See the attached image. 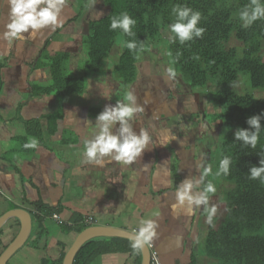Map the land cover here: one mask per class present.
I'll return each instance as SVG.
<instances>
[{"label": "crops", "instance_id": "crops-1", "mask_svg": "<svg viewBox=\"0 0 264 264\" xmlns=\"http://www.w3.org/2000/svg\"><path fill=\"white\" fill-rule=\"evenodd\" d=\"M10 10L9 0H0V217L15 208L35 212L32 202L39 199L50 206L60 204L63 209L58 219L46 217V233L41 234L32 218L29 239L9 263L53 264L59 258L62 246H70L75 239L61 230L59 224H74L73 219L81 214L84 218L92 216V225L130 232L139 227L140 220L156 219L159 224L158 238L152 244L160 264H191L194 253L196 264H200L201 258L205 257L202 248L199 250V237H205L206 213L203 206L193 208L191 212L187 211V206L173 210L176 189L173 188L175 179L171 168L177 165L179 184L186 179L187 173L191 174L189 178L196 180L198 171L201 172L207 165H204L206 159L209 162L212 151L213 154L215 152L206 133L217 131L210 130L211 124L204 122L198 134H194L195 139L198 137L197 143H193L194 135H189L196 127L189 131L184 128L182 134L177 135L170 132L168 136L176 138L165 139L164 135L158 134L161 131L158 125L153 128L147 120L137 117L132 121L133 128L137 133L141 127L149 132L152 138L150 150L146 149L130 165L111 161L101 167L83 162V142L91 139L96 131L98 113H94L93 109L102 111L105 106L115 105L111 95L116 93L113 91L115 87H123L122 82L115 80L109 71L101 75L100 81L91 80L95 84L89 85L78 98L93 93L97 102L94 107L72 100L73 95L68 96L70 99L67 102L60 100L63 106L66 105L64 124H54L55 121L49 119L50 110L58 105L59 97L43 94L41 89L51 83L49 67L52 57L58 52L69 55L66 62L69 76L79 72L87 58L84 39L89 33V21L103 16L105 8L100 0H91L86 6L82 0H67L61 14L62 27L46 26L35 37L24 33L23 40L4 38L7 25L11 22ZM170 102L178 105L181 100L172 99ZM206 104L203 103L205 110ZM25 120H40L42 123L41 137L27 136V143L32 139L38 141L35 148H26V143L23 147L17 139L26 134ZM59 124L60 127L65 125L66 137L57 133L56 125ZM79 127L81 130H78ZM118 128L117 123L114 131ZM75 134L79 139L72 142ZM182 139L186 144H182ZM79 159H82L81 163ZM105 159L108 160L107 157ZM87 166L96 167V170H86ZM97 188L101 189V193ZM197 191L194 187L193 193ZM157 195L164 200L155 206L153 203ZM170 201L173 202L169 206ZM151 210L156 214H151ZM145 215L148 217L143 218ZM51 224H58L60 231H55ZM3 227L2 240L9 245L19 233L20 221L11 217ZM126 260L127 254L112 253L102 255L94 264H126Z\"/></svg>", "mask_w": 264, "mask_h": 264}, {"label": "trees", "instance_id": "trees-1", "mask_svg": "<svg viewBox=\"0 0 264 264\" xmlns=\"http://www.w3.org/2000/svg\"><path fill=\"white\" fill-rule=\"evenodd\" d=\"M90 1L82 0V3L86 6ZM100 3L106 13L89 21V33L84 39L87 58L79 72L69 76L66 69L69 55L56 53L49 67L51 83L43 87L41 93L80 96L86 90L90 74L102 75L108 71L124 87L133 85L137 82L139 63L147 49L156 44L162 28L174 21L172 8L186 5L200 11L202 19L199 26L205 28L203 37L180 44L178 39L173 42L170 35L166 52L192 97L195 93L203 95V91L210 95L206 110L214 114L213 123L220 125L214 152L217 171L224 156H230L232 161L229 174L218 176L233 184L225 192L226 213L218 224L215 217L214 226L207 224L202 253L212 260L210 264H264V183L248 178L249 167L258 165L261 156H264V120L261 121L262 130L255 148L243 145L234 136L237 129L249 127L246 122L248 117L264 113V97L255 98L230 88L240 74H245L252 88L264 89V19L257 20L248 28L242 27L239 11L249 0H100ZM123 12L137 21L132 29L134 36H128L120 29H110L111 19ZM233 36L242 44V49L228 46ZM119 40L124 42L123 50L117 62L109 65V57ZM130 40L137 43L136 49L127 48ZM209 87H213L214 91H209ZM177 96L176 99H179V92ZM93 112L99 114L101 110L93 109ZM203 114L197 113V117L202 119ZM41 125L40 120L24 121L26 134L17 138L23 147L27 136L41 137ZM171 170L175 179L173 188L177 189L180 182L177 165H172ZM32 205L36 209L31 212L33 221L37 222L41 234L48 232L44 227L46 217L58 215L63 207L60 204L50 206L41 199L32 202ZM84 217L78 214L77 219L72 221L74 224L62 222L59 226L76 238L89 227ZM4 227L0 230V254L8 246L2 240ZM69 247L62 246L60 256L53 264H62ZM112 253L127 254L126 264H141L142 261V254H135L131 249L130 240L103 237L83 244L73 264H94L102 255ZM195 255L191 256V264H196ZM7 264H10L9 261Z\"/></svg>", "mask_w": 264, "mask_h": 264}, {"label": "clouds", "instance_id": "clouds-1", "mask_svg": "<svg viewBox=\"0 0 264 264\" xmlns=\"http://www.w3.org/2000/svg\"><path fill=\"white\" fill-rule=\"evenodd\" d=\"M66 3L67 0H9L11 22L7 25L4 38L23 40L25 39L24 33L35 37L37 32L46 26L62 27L61 14ZM172 14L175 19L166 26L165 30L174 34L171 37L173 42L178 39L180 44H184L194 38L203 37L205 28L199 26L202 19L200 11L186 5H176L172 8ZM239 19L244 28L250 27L257 20L264 19V0H249V3L239 11ZM136 22L131 15L123 12L119 17L111 19L110 29L113 31L120 29L128 36H134L132 29ZM126 46L134 50L137 48V43L130 40ZM167 74L168 79L176 77L173 67L167 69ZM143 112V105L137 103V97L131 90L124 95L123 100H117L115 105L105 106L104 110L96 116V131L93 137L83 142V162L101 167L111 161L130 165L141 157L146 149L150 150L149 144L152 138L149 132L141 127L137 133L132 123L137 119V115ZM262 120H264V113L248 117L246 122L249 127L237 129L234 133L235 140L242 142L245 146L255 148L262 130ZM117 123L119 128L114 131ZM175 138L174 135L165 137V139ZM37 145L38 141L32 139L25 144V147L35 148ZM106 157L108 160L105 159ZM231 162L230 156H224L219 162V169L215 175H228ZM248 173L249 179H259L261 183H264V156H261L258 165L252 164L249 167ZM210 174H212V167L208 165L203 167L199 180L184 179L176 189V203L172 207L175 211L177 208L187 206V211L191 212L193 208L203 206L206 223L214 226L217 205L210 203V200L217 189L211 181L205 183V178ZM201 185H203L202 188ZM194 187L198 188L196 193H193ZM158 227L156 219L140 220L139 227L134 229L129 237L130 247L135 254L141 253L146 247H151L153 241L158 238Z\"/></svg>", "mask_w": 264, "mask_h": 264}, {"label": "rangeland", "instance_id": "rangeland-1", "mask_svg": "<svg viewBox=\"0 0 264 264\" xmlns=\"http://www.w3.org/2000/svg\"><path fill=\"white\" fill-rule=\"evenodd\" d=\"M105 13H106V10H105ZM170 35L172 37L174 34L170 33L169 31H166L165 28H162V33L160 37L156 39V42H155L156 44L149 46L150 48L147 49L143 59L139 63V72H138L137 82L131 86H127V87L123 86L120 89L118 87H115L113 91L116 93H113L111 96L113 97L116 103L117 100H123L124 95L129 90L133 91L137 97V103L140 105H143L144 107V112L141 114H138L137 117L140 118L141 120H147L148 125L149 126L153 125V128H155L156 125H158V127L161 128L160 133H158L160 136L164 135L166 137L168 136V134H170V132L171 133L175 132L176 134L174 135H177L179 133L182 134L181 132L182 129L196 127V129L189 132V135L193 136L194 134H198V130L200 127L204 126L203 124L204 120L207 125L212 123L209 126L210 130L217 131L220 125L213 123L214 114L211 112H207L208 110H205L204 105H203V103L208 102L207 99L210 95L207 96L206 92L203 91L201 92L203 93V95L201 94L198 95V93H195L193 95L195 97H192L191 93H189L190 91H187V88L184 87L182 83V79L178 73H176V77L174 79H168L167 69L169 67H173L170 61V57L168 53L166 52ZM228 46H236L239 49H242V44L235 38V36L232 37ZM123 47H124V42H122L121 40H119V42L115 44L114 49L111 53V56L109 57V65L117 62L123 50ZM84 48L86 49L85 46ZM263 53H264V47H263ZM100 77L101 75L90 74V79L86 81V88L88 89L89 85L95 84L94 81H91V80L100 81L101 79ZM105 78H107V76ZM105 78L104 80L108 81ZM230 88L242 94H246V93L251 94L255 98L264 97V89L252 88L249 85L248 76L245 74H240L237 81L234 82L232 85H230ZM208 90L214 91V88L209 87ZM178 92H179V95H181L180 96L181 99L180 98L178 99V100H181V103H179L178 105L172 104L170 102V99L171 100L176 99V97H178L177 96ZM58 97H59L58 105L55 108H52L50 110L51 117H49V119L51 118V120L55 121L54 124L58 122L62 123L63 119L67 118L66 105L64 104L63 106L60 100L64 102L66 100L67 102V100L70 99L69 97H63V96H58ZM76 98L79 99L80 101L77 100ZM72 100H76L78 101V103L83 104L84 106L89 105L91 107H94V105L97 104V102L94 101L93 93H90L89 96L86 95V96H82L79 98H78V95H73ZM199 106L203 109H201ZM196 107H197V110L193 111V109H196ZM200 112L201 113L204 112L203 114L204 118L202 119L197 117V113L200 114ZM56 129H58L57 133L59 135L61 133L63 134V137H66V134H68V132L65 130V125H62L61 127H60V124L58 126L56 125ZM78 130H81L80 127L78 128ZM153 136H155V134H153ZM72 137H73L71 139L72 142L77 141L79 139L78 134H75ZM216 138L214 137L208 138L211 145L213 141V148H215V145H216ZM193 139H194V142L192 141L193 143L198 142V137H196L195 139V135ZM181 142L182 144H186L183 139L181 140ZM81 161L80 159L78 160L79 163H81ZM206 164L211 165L212 174H210L209 178L205 180V183H207L208 181H211L217 189L216 193L212 194L210 203H214L217 205V214L215 216V219H216V224H218L223 219L226 213L225 192L231 189L233 187V184L225 182L224 180H222L221 178L219 179V177L215 175V173L217 172L216 158L215 160L209 161V162L207 158L204 165ZM95 168L87 166L86 170H89V171H91L92 169L96 170ZM202 170L203 169H201V172ZM201 172L198 171V175L196 174V180H199ZM94 174H97V173H94ZM190 176L191 174L188 175L187 173L185 175V178H189ZM202 187L203 185H201V188ZM196 189L198 190L197 187ZM98 192L101 193V189H98ZM162 200L164 199L160 195H157L155 196V199H154L155 204L153 203V200H152V203L153 205L157 206L162 203ZM172 202L173 201L169 202V206ZM151 207H152V204L149 210L151 209ZM157 210L158 208L155 211ZM155 211L151 210V214L152 213L156 214ZM146 217L148 216L145 215L143 218H146ZM51 225L53 226V229L55 231L57 230L58 232L60 231L58 224H51ZM204 227H207L206 222L204 224ZM65 233H64V236H66L67 234ZM199 239L201 240V244H200L201 247L199 248L200 250L203 246L204 238H202V235H201ZM205 257L203 256V258H201L200 264H210L211 259L208 260L206 259L207 257L206 258ZM10 264L12 263L10 262Z\"/></svg>", "mask_w": 264, "mask_h": 264}, {"label": "water", "instance_id": "water-1", "mask_svg": "<svg viewBox=\"0 0 264 264\" xmlns=\"http://www.w3.org/2000/svg\"><path fill=\"white\" fill-rule=\"evenodd\" d=\"M16 217L20 221V230L15 239L4 249L0 254V264H7L12 256L27 242L32 230V215L29 211L23 208H15L0 217V230L8 219ZM132 232L120 228L106 227L101 225H90L81 231L73 240L69 249L65 253L62 264H73L74 258L78 250L87 241L95 238H113L120 237L128 240ZM141 264H150V250L146 247L141 252Z\"/></svg>", "mask_w": 264, "mask_h": 264}, {"label": "built area", "instance_id": "built-area-1", "mask_svg": "<svg viewBox=\"0 0 264 264\" xmlns=\"http://www.w3.org/2000/svg\"><path fill=\"white\" fill-rule=\"evenodd\" d=\"M52 217H53V219L59 218L58 215H56V214H53ZM93 221L94 220H93L92 216H89V217L85 218V220H84V222L86 224H89V226L93 224ZM149 250H150V264H160L157 251L155 250V247L153 244L151 245V247H149Z\"/></svg>", "mask_w": 264, "mask_h": 264}, {"label": "flooded vegetation", "instance_id": "flooded-vegetation-1", "mask_svg": "<svg viewBox=\"0 0 264 264\" xmlns=\"http://www.w3.org/2000/svg\"><path fill=\"white\" fill-rule=\"evenodd\" d=\"M209 132V131H208ZM206 136H210V137H214V138H216V137H218V135H217V133H212V132H210V133H206ZM209 143H210V141H209ZM212 146H213V141H212ZM214 149V148H213ZM215 150V149H214ZM213 160H215V153L213 154V151H212V157H211V160L210 161H213ZM217 160V159H216Z\"/></svg>", "mask_w": 264, "mask_h": 264}]
</instances>
